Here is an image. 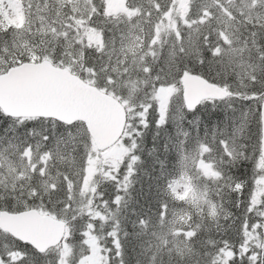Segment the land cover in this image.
<instances>
[{
    "label": "snow or ice",
    "instance_id": "6c2138e0",
    "mask_svg": "<svg viewBox=\"0 0 264 264\" xmlns=\"http://www.w3.org/2000/svg\"><path fill=\"white\" fill-rule=\"evenodd\" d=\"M0 264H264V0H0Z\"/></svg>",
    "mask_w": 264,
    "mask_h": 264
}]
</instances>
